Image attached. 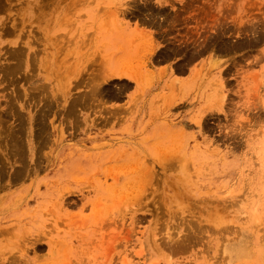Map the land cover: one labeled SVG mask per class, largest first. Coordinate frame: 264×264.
Wrapping results in <instances>:
<instances>
[{
	"label": "rangeland",
	"instance_id": "rangeland-1",
	"mask_svg": "<svg viewBox=\"0 0 264 264\" xmlns=\"http://www.w3.org/2000/svg\"><path fill=\"white\" fill-rule=\"evenodd\" d=\"M159 3L0 0V264H264V0Z\"/></svg>",
	"mask_w": 264,
	"mask_h": 264
},
{
	"label": "bare ground",
	"instance_id": "bare-ground-1",
	"mask_svg": "<svg viewBox=\"0 0 264 264\" xmlns=\"http://www.w3.org/2000/svg\"><path fill=\"white\" fill-rule=\"evenodd\" d=\"M157 1L161 3V0H157ZM165 1H166V0H165ZM160 3H159V5H161ZM157 4H158V3H157ZM145 5H146V4H145ZM141 7H142V6H141ZM129 8H130V7H129ZM129 8H127V9L125 8L124 10H121V12H122L124 15H127V13L129 12V10H128ZM146 8H148V7H146ZM155 9H156V8H155ZM127 10H128V11H127ZM137 10H138V9H137ZM151 10H152V9H151ZM151 10L147 9V11H149V13L147 12V13H146V16H147V14H148V16H152V19L154 20V19H155V18H154V17H155V16H154L155 13H153L154 11L152 12ZM157 11H158V10H157ZM157 11H156V12H157ZM160 12H161V11H160ZM160 14H161V13H159V15H160ZM157 15H158V12H157ZM135 16H136V15H135ZM143 16H144V15H143ZM165 16H166V15H165ZM163 17H164V16H163ZM150 18H151V17H150ZM157 18H158V17H157ZM152 19H151V20H152ZM149 20H150V19H149ZM156 20H157V19H156ZM151 23H152V22H151ZM155 23H156V22H155ZM2 69H5V68H2ZM9 69H10V68H9ZM7 70H8V69H7ZM10 71H11V70H10ZM10 71H9V72H10ZM7 72H8V71H7ZM13 72H14V70H13ZM6 74H7V73H6ZM10 74H11V73H10ZM12 75H13V74H12ZM6 76H7V75H6ZM9 109H11V108H9Z\"/></svg>",
	"mask_w": 264,
	"mask_h": 264
}]
</instances>
